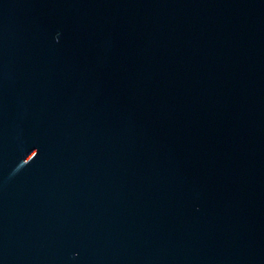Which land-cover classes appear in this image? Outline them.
<instances>
[{
	"label": "water",
	"instance_id": "water-1",
	"mask_svg": "<svg viewBox=\"0 0 264 264\" xmlns=\"http://www.w3.org/2000/svg\"><path fill=\"white\" fill-rule=\"evenodd\" d=\"M0 264H264V0H0Z\"/></svg>",
	"mask_w": 264,
	"mask_h": 264
}]
</instances>
